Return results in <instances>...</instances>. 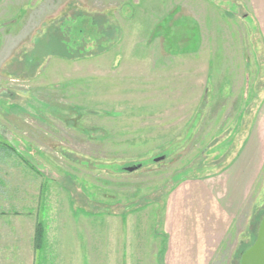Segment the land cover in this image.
Masks as SVG:
<instances>
[{
  "label": "rangeland",
  "instance_id": "374dc122",
  "mask_svg": "<svg viewBox=\"0 0 264 264\" xmlns=\"http://www.w3.org/2000/svg\"><path fill=\"white\" fill-rule=\"evenodd\" d=\"M79 12L116 23L117 44L47 56L45 36ZM257 15L264 0H0V142L40 173L0 150V216H37L36 264L240 263L264 213V152L238 202L224 170L264 123ZM98 202L110 214L77 209Z\"/></svg>",
  "mask_w": 264,
  "mask_h": 264
},
{
  "label": "crops",
  "instance_id": "0c3cea01",
  "mask_svg": "<svg viewBox=\"0 0 264 264\" xmlns=\"http://www.w3.org/2000/svg\"><path fill=\"white\" fill-rule=\"evenodd\" d=\"M251 2H258V0H251ZM257 19L261 30H264L263 18L260 15H257ZM191 30H189L190 41H193L191 46L195 47L199 37L196 35L197 32L195 35H191ZM190 49H192V47ZM240 64V79L243 86V82H245L243 72L248 73L249 71L242 60ZM208 67L210 69L211 64H208ZM208 77L209 74L207 78ZM261 108H263L261 113L263 112L264 114V102ZM262 120H264V116ZM263 148L264 123L261 124L257 134L254 132V126L252 125L250 133L246 137L244 144L241 145L240 151L236 155L234 162L224 170V172L228 173L227 179L230 180L229 184H225L224 196L229 194L233 202H238L242 199L246 194V190L252 185L255 176L257 177L256 168H258L263 158ZM220 204L219 212L225 214L231 212L229 205L226 204L225 206V204H222V201ZM233 208V210L236 211L239 207L236 208V206L233 205ZM36 223L37 216L33 218L31 214L0 216V264H36L37 252L34 249V232Z\"/></svg>",
  "mask_w": 264,
  "mask_h": 264
},
{
  "label": "trees",
  "instance_id": "16d2710c",
  "mask_svg": "<svg viewBox=\"0 0 264 264\" xmlns=\"http://www.w3.org/2000/svg\"><path fill=\"white\" fill-rule=\"evenodd\" d=\"M69 20L70 23L72 21V24L68 28L65 29L63 28L65 27L66 22H65V18H62V21L60 22L61 25L58 27L59 30L61 29V31L56 32L58 30L55 29V32L54 31L49 32L47 36H45L43 40L44 41L43 45L47 44L46 45L47 47H45L46 48L45 51H47L46 53L47 56L58 57L60 59L70 62L84 60L108 52L117 44V42L120 39V30L118 25L114 22H108L105 14L93 13V14L85 15L79 12V14L75 13L73 16L71 15L69 17ZM85 22L88 24V28L90 27L89 32H86V29L82 28L81 26V24ZM84 26L86 27V24H84ZM47 38H49L50 41L49 40L45 41V39ZM90 39H91V44H89ZM48 44L50 45L54 44V46H49ZM0 150H4L6 152H13L31 170L39 173V171L34 167V165L30 163L29 158L25 156L23 153H21L19 150H16L15 147L11 146L9 143L5 144L3 142H0ZM136 166H139V164ZM176 174L179 175L180 172H177ZM72 203L75 204L73 200ZM100 203L101 202H98L96 206L95 205L92 206L93 209L90 211L86 210L82 206H78L79 208L77 209H80V211L87 216L110 214V211L109 212L106 211L105 208L101 210L102 208L100 207V205L103 204ZM150 203L153 202L150 201V199L144 197L132 202H128L127 205L123 206V210L116 212L115 215H119L124 220L128 212L131 211L136 212L138 210H141L147 207L148 205H150ZM107 206L108 204L106 205V208ZM263 216L264 213L261 216V218ZM261 218L258 219L256 224V229L254 230L253 234H251L252 238L249 246L253 243L256 237ZM43 236H44V232H43L42 224L37 222L35 225V232H34L35 250H38L42 247Z\"/></svg>",
  "mask_w": 264,
  "mask_h": 264
},
{
  "label": "water",
  "instance_id": "95a60500",
  "mask_svg": "<svg viewBox=\"0 0 264 264\" xmlns=\"http://www.w3.org/2000/svg\"><path fill=\"white\" fill-rule=\"evenodd\" d=\"M164 157L156 158L155 161H160ZM139 166L127 167V172H132ZM240 264H264V216L258 226L256 237L253 243L243 252L240 258Z\"/></svg>",
  "mask_w": 264,
  "mask_h": 264
}]
</instances>
